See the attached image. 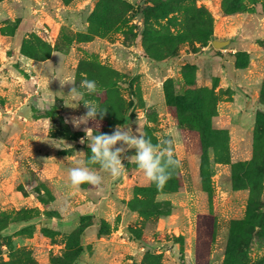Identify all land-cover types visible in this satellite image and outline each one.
<instances>
[{
	"label": "rangeland",
	"instance_id": "1",
	"mask_svg": "<svg viewBox=\"0 0 264 264\" xmlns=\"http://www.w3.org/2000/svg\"><path fill=\"white\" fill-rule=\"evenodd\" d=\"M236 13L246 16L239 22L228 17ZM245 27L254 35L240 38L260 46L253 60L248 54L245 68L255 75L254 90L260 84L256 107H246L252 91L230 77L228 60L235 63L236 57L227 50L233 46L211 44L213 38L232 41ZM208 32L210 39L200 42ZM33 35L52 49L47 63L23 59L20 46ZM84 79L95 81L96 92L75 108L66 106H74L71 88L83 91ZM84 100L107 109L103 119L79 128L65 124V118L86 113ZM206 121L226 131L227 140L200 132ZM125 124L134 135L140 128L154 145L176 132V191L136 189L157 185L129 163L135 149L122 154L124 171L116 179L99 164H87L91 149L84 129L91 138ZM201 138L211 146L205 149ZM253 157L250 170L232 165ZM263 163L264 0H0V264H63L66 242L77 240L83 250L74 264L144 258L155 264L152 253L161 254V264H223L230 222L244 217L250 187L264 199V171L258 174ZM76 166L96 171L102 184L72 188L68 170ZM136 192L142 200L132 206L144 218L128 207ZM99 231L106 233L100 237ZM259 258L264 264V235L234 264Z\"/></svg>",
	"mask_w": 264,
	"mask_h": 264
},
{
	"label": "clouds",
	"instance_id": "2",
	"mask_svg": "<svg viewBox=\"0 0 264 264\" xmlns=\"http://www.w3.org/2000/svg\"><path fill=\"white\" fill-rule=\"evenodd\" d=\"M61 85L65 82L60 81ZM97 85L95 81L84 79L81 81L80 89L71 88L70 94L75 95V103L66 105L69 107H77L79 101L83 100L85 94L96 92ZM86 113L82 116L67 117L64 120L65 124L71 123L74 128H79L81 124H87L89 120H96L99 116L103 119L107 109L101 108L94 101L84 100ZM85 128L88 146L91 149V156L88 157L87 164H99L100 168L107 172L113 179L119 178L124 171L122 163V154L129 149H135V154L127 157L129 163H134L140 170L143 171L145 177L157 185L163 187L168 179L171 178L172 170L178 168L181 162L174 157L173 142L177 136L174 130L170 131L168 138L163 139L160 143L154 145L150 138H147L140 128L136 131L139 135L133 134V129L130 125H117L111 134L103 133L91 136L87 134ZM85 139L81 138V143ZM120 147H115L117 144ZM68 181L72 188H79L80 185L87 183L92 186H99L103 182V177L88 166H76L68 170Z\"/></svg>",
	"mask_w": 264,
	"mask_h": 264
},
{
	"label": "trees",
	"instance_id": "3",
	"mask_svg": "<svg viewBox=\"0 0 264 264\" xmlns=\"http://www.w3.org/2000/svg\"><path fill=\"white\" fill-rule=\"evenodd\" d=\"M192 2H195V0H191ZM148 9H153L154 5L147 6ZM203 7L198 8L199 11H201ZM236 12V10H235ZM169 13H163V18H166V20L169 22L171 18L168 15ZM208 36L204 38L205 40H200V42L204 43V41H208L211 36V32L207 33ZM33 38V39H32ZM214 39V38H213ZM204 45V44H203ZM43 46L47 47V50H43ZM21 53L26 55L29 58H33L35 60H45L49 58L51 53V48L49 44L41 40L36 35H33V37L25 38L23 43L20 46ZM236 58L235 60V66L236 67H246L249 62V55L246 51H236L232 53ZM238 55V56H237ZM240 56L245 57V60L243 62H238V58ZM184 67H194V65L185 64ZM195 90H190V92H195ZM200 90V89H198ZM179 100H184V96H176ZM165 98L169 104L175 105L173 103V95L165 92ZM258 114H261V111L258 112ZM206 126L204 129H200V132L208 133L211 132L214 135H224L225 139L227 140V132L223 129H214L210 126V124L206 121ZM202 146L207 149V147L211 146L210 144H206V141L204 138H201ZM227 146H225L226 148ZM175 157V156H174ZM256 157H253L249 162H235L233 163V167L236 168L238 166H244L247 165V170H250L252 166L256 165ZM218 162L224 161V159H218ZM227 162V161H226ZM264 171V163L261 164L258 174L263 173ZM172 179L170 180V184H166L163 187L157 188L154 185H147V186H137L136 189L139 191L145 192H151L154 191L155 194L158 193H168V192H174L178 189L179 183L176 177V172H172ZM236 175V172L234 170L232 171V176L234 177ZM237 188V187H236ZM239 188V187H238ZM244 188V186H243ZM142 194V193H141ZM140 193L136 192L134 194V197L128 201V207L132 210L137 212L141 218L145 217V213L132 206V201L135 200H142V195ZM144 197V196H143ZM165 201V200H164ZM168 202V200H166ZM171 213V210H168L167 212L160 215H169ZM82 229H78L77 236H79L82 233ZM106 232L99 231L98 236L104 235ZM264 235V199L260 198L258 192L255 190V188L250 187V192L246 204V210L245 215L242 218L232 219L230 222L228 237H227V243H226V249H225V257L223 264H234V261L237 259V256L240 255L241 252H243L244 248H246L254 238L261 237ZM71 234V238H72ZM65 252L63 254V257L61 259V262L63 264H72L75 263L76 259L80 257L81 252L83 250V246L80 244V241L77 240L76 242H73L72 244L69 243V241L65 244ZM151 258L156 259L155 264H161V254H150ZM146 257V256H145ZM134 264H150L149 262L144 260H141L140 262H136ZM251 264H263V259L259 258L258 260L253 261Z\"/></svg>",
	"mask_w": 264,
	"mask_h": 264
},
{
	"label": "crops",
	"instance_id": "4",
	"mask_svg": "<svg viewBox=\"0 0 264 264\" xmlns=\"http://www.w3.org/2000/svg\"><path fill=\"white\" fill-rule=\"evenodd\" d=\"M245 16H246L245 13H236V14L228 15V17H231V19L233 21L236 20V22H239L241 18H245ZM252 33H253L252 32V29L249 30L246 27L245 28H241V29L239 28L237 30L236 39L230 41V45H232L233 47L232 48H229L227 51L228 52H231V53H234L236 51H246L248 54L251 55L250 58L253 60L254 58H253L252 55H253L254 51L257 49V46L260 47L259 45H257L256 39H254V40H249V39L246 40V39L243 38V36L241 38L239 36V34L254 35ZM223 53H224L225 56L231 57V55H229V53L228 54H226L225 52H223ZM23 59H26L27 60L26 63H28L29 65H36V64H38L40 62V60L38 61V60H35L33 58H29V57H26V56H23ZM47 61L48 60L46 59V60H43L42 62L43 63H47ZM228 61H229V66L232 69V71L230 73V77H232V79H234L237 82L236 84L238 86L243 85L244 91H247V90H251L252 91V93H251L252 97H251L250 101L249 100H246V103H247V104H245L246 107L247 106L249 107L252 104H254L255 107H256V104H258L256 97L258 96V91L260 90V84H258L257 87H256V89L254 90V88H255L256 85L254 86V85H251V84L255 82L254 81L255 80L254 79L255 78V75L254 74H253L254 76L252 75L253 72H250L251 74L250 73H247V71L245 70L246 67H236L235 66V63H234V58L233 57H231ZM33 62H35V64H31ZM24 69H28V68H24ZM248 70H251V69L248 68ZM224 78H223V75H221V79H220L221 83L224 81ZM225 83L227 85L230 84V82L228 81V79H226ZM158 95L159 94L155 95V97H159ZM238 95H240V94H238V91H235V93H233V96H238ZM250 102H251V104H250ZM100 237H102V236H100ZM79 261H80V258L75 263H78Z\"/></svg>",
	"mask_w": 264,
	"mask_h": 264
},
{
	"label": "water",
	"instance_id": "5",
	"mask_svg": "<svg viewBox=\"0 0 264 264\" xmlns=\"http://www.w3.org/2000/svg\"><path fill=\"white\" fill-rule=\"evenodd\" d=\"M211 44L215 48H224L230 44V39L214 38L211 40Z\"/></svg>",
	"mask_w": 264,
	"mask_h": 264
}]
</instances>
